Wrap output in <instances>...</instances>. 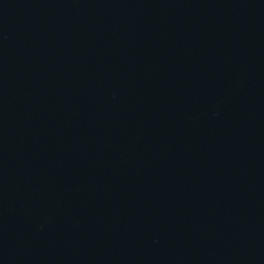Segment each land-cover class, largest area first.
<instances>
[{
	"label": "water",
	"instance_id": "water-1",
	"mask_svg": "<svg viewBox=\"0 0 264 264\" xmlns=\"http://www.w3.org/2000/svg\"><path fill=\"white\" fill-rule=\"evenodd\" d=\"M0 264H264V0H0Z\"/></svg>",
	"mask_w": 264,
	"mask_h": 264
}]
</instances>
